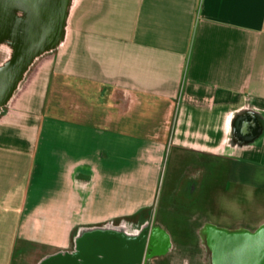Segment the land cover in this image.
<instances>
[{
    "label": "crops",
    "instance_id": "obj_1",
    "mask_svg": "<svg viewBox=\"0 0 264 264\" xmlns=\"http://www.w3.org/2000/svg\"><path fill=\"white\" fill-rule=\"evenodd\" d=\"M259 191L264 0H66L0 102V264H142Z\"/></svg>",
    "mask_w": 264,
    "mask_h": 264
},
{
    "label": "water",
    "instance_id": "obj_2",
    "mask_svg": "<svg viewBox=\"0 0 264 264\" xmlns=\"http://www.w3.org/2000/svg\"><path fill=\"white\" fill-rule=\"evenodd\" d=\"M65 10L66 0H0V38L13 44L10 60L0 66V102L30 58L59 38ZM216 228L223 235L213 241V264H264V222L254 230Z\"/></svg>",
    "mask_w": 264,
    "mask_h": 264
},
{
    "label": "rangeland",
    "instance_id": "obj_3",
    "mask_svg": "<svg viewBox=\"0 0 264 264\" xmlns=\"http://www.w3.org/2000/svg\"><path fill=\"white\" fill-rule=\"evenodd\" d=\"M8 49L0 45V61L4 59V57L8 54L7 52ZM10 50V47H9ZM257 198H255L252 201L246 202L243 207V209L239 210V206H235L234 202L228 201V206H227V212L226 215H223L224 218L226 219L222 220V223H229L225 224L227 226H224L225 228H231V227H236V225H231L233 222H240L245 225L249 224L250 227H255L259 222L264 220V192L259 191L258 192ZM247 206H252L253 208L250 209V212H247L249 209H247ZM244 210V212H243ZM251 215H249V214ZM249 215V216H247ZM181 217H177L173 221L175 222H181ZM233 221V222H231ZM230 225V226H228ZM172 229V227H171ZM177 235V234H172ZM182 236L181 238L178 239V242L184 241L190 245V248H177L175 247V244H173V247L169 249V251L166 252V254L159 255V256H153L151 255L148 258H144L142 261V264H203V259H202V253H203V248L199 246L197 236L196 235H190V234H180ZM195 244H198V247H194Z\"/></svg>",
    "mask_w": 264,
    "mask_h": 264
},
{
    "label": "flooded vegetation",
    "instance_id": "obj_4",
    "mask_svg": "<svg viewBox=\"0 0 264 264\" xmlns=\"http://www.w3.org/2000/svg\"><path fill=\"white\" fill-rule=\"evenodd\" d=\"M230 230H237L238 228H227ZM200 237L202 241V247H203V253H202V259L203 264H213L214 259V250H213V241L216 240L218 236L223 235L219 230L214 226H208L206 225L203 227L202 231L200 232ZM162 236L155 233L152 240L149 242V245L145 246L146 251H151V255L153 256H159V255H165L169 249H165L166 242L163 240ZM145 251V252H146ZM160 251V253L155 254V252ZM150 257V256H149Z\"/></svg>",
    "mask_w": 264,
    "mask_h": 264
}]
</instances>
